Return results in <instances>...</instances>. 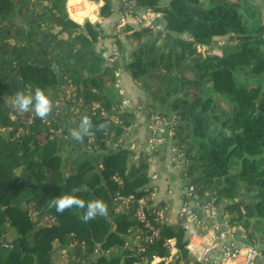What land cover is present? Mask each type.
Returning <instances> with one entry per match:
<instances>
[{"label":"trees","instance_id":"obj_1","mask_svg":"<svg viewBox=\"0 0 264 264\" xmlns=\"http://www.w3.org/2000/svg\"><path fill=\"white\" fill-rule=\"evenodd\" d=\"M66 2L0 0V243L16 242L0 247V264H55L62 250L66 264H151L171 256L170 239L177 253L168 264H201L186 248L184 215L171 223V204L153 199L149 171L158 152L141 149L135 159L127 148L137 110L121 109L113 55L97 49L106 36L70 20ZM111 7L104 0L100 16ZM120 11L160 14L150 25L116 30L114 46L158 116H176L172 146L187 186L199 203L213 196L212 205L243 229L245 245H264V0H120ZM222 40L221 55L198 48ZM37 87L53 104L43 119L13 106L17 93L34 95ZM85 116L92 127L76 140L71 132ZM117 194L135 202L124 207ZM63 195L85 208L57 213L48 202ZM94 200L107 214L85 221ZM147 223L158 230L151 241Z\"/></svg>","mask_w":264,"mask_h":264},{"label":"built area","instance_id":"obj_2","mask_svg":"<svg viewBox=\"0 0 264 264\" xmlns=\"http://www.w3.org/2000/svg\"><path fill=\"white\" fill-rule=\"evenodd\" d=\"M120 2V0H119ZM104 5V0H67L66 2V10L67 14L70 20H72L74 23L78 25H83L86 22H92L93 17H96L100 14V9ZM150 12L145 11L139 13L137 16H132L130 14L126 15H121L118 21V25L116 26L117 28L123 27L127 19L129 17L134 18L138 25L142 26L143 21H142V16H149ZM151 24V23H150ZM149 24V25H150ZM200 51H208L209 53L212 52L213 48L206 47V46H199L198 47ZM213 54V53H212ZM114 55V61L117 62L118 66L115 71V78H116V87L119 91V93H122V90L120 89L119 85L117 84L118 78L120 74L124 71L122 67V63L120 61V57L116 51V48L114 49L113 52ZM122 96V94H121ZM123 97V96H122ZM130 105V102L123 97L121 109L124 110ZM100 110V115L103 117H106V113L104 110L99 108V105L94 104L93 105V110ZM31 122V120H30ZM178 125V120L175 115H172L169 119H161L160 117H157L155 120V128L153 130V135L149 138L148 140V150H154L158 146H161L163 144H168L170 154H171V162L174 164V166L178 168L183 169L182 165V160L180 156H177L179 153L175 147L172 146V139L174 135V130L175 127ZM167 131L168 134V140L162 137V134ZM158 134V137H156ZM118 145H115V147ZM129 150L133 151L135 153V159L141 151V149L137 150L136 146L134 144L129 145L127 147ZM144 149V148H143ZM113 179L121 183L122 181L120 180L119 177H113ZM152 181H157L158 177L156 175H151ZM185 182L187 181V178L185 177L184 170H183V178ZM208 200L207 206L209 210L210 216H218L221 214V220L211 226L209 228L208 236H203L204 234H199L198 231L190 233L188 236V242L186 245L187 250L190 252V254L196 259L198 263L201 264H219L220 261H229L232 258H235L238 253H239V247L244 246V241H245V236L242 234L243 229L235 224H231L229 222L230 216L227 213H221L216 207L212 205L214 202V198L211 195H207ZM198 198L197 196L193 193V187L192 186H187L185 188V202L183 203V207L180 211L179 214L184 215L186 221L185 223H188L189 225L195 223L197 226L200 228L206 229L207 226L206 224L200 222L199 220L196 219V215L191 209V204H193L194 201H196L197 205H199V202L197 201ZM115 201L119 202L122 206L127 207L130 203L135 202V198L132 195L124 196L117 194L115 197ZM137 208H136V214L137 217L140 220L145 219V209L143 208V200H139L137 203ZM157 220H160L163 218V212L160 211L158 212L157 215ZM146 227H148L149 232L151 233L149 236L146 237L147 240L151 241L154 238L158 236V230L155 229L153 226H151L149 223L146 224ZM241 232V235H239V238H241L242 241H240L242 244L241 246L238 245L237 241L235 240V237L237 236L238 232ZM206 232V230H205ZM244 233V232H243ZM208 238L211 240V244L207 247H203L202 249L199 250V241L200 239L203 238ZM167 246L170 248L171 251V256L166 257V258H159V257H153L151 264L156 259H161L160 262H164L166 264L170 263L172 260V256L177 253V249L175 247V240L170 239L167 241ZM73 245H76V243H73L70 245L72 247ZM214 246H219L220 247V253L218 255H215L211 252V250L214 248ZM101 253V250L96 249L92 255L93 257H98L99 254ZM245 261L243 264H264V256L261 255V253L255 249L254 247H249L246 249V255H245ZM139 264V263H136ZM193 264V263H190Z\"/></svg>","mask_w":264,"mask_h":264},{"label":"crops","instance_id":"obj_3","mask_svg":"<svg viewBox=\"0 0 264 264\" xmlns=\"http://www.w3.org/2000/svg\"><path fill=\"white\" fill-rule=\"evenodd\" d=\"M100 6H102V4ZM121 15L123 14L120 11L119 0H112L111 15L109 17L105 18L100 16L99 14L92 19L91 23L93 24V26L102 31L106 36L104 39L100 40L97 46V49L103 50L106 53L103 54L104 56H108L114 52V36H117L116 30L122 31L125 28L136 30L140 27V25H138L137 21L134 18L129 17L123 27L117 28L116 26L118 25V21ZM159 17V13L152 12H150L149 16H142V26L149 25ZM118 37L123 42H125L123 35H119ZM213 48H215V46ZM219 52L216 54L219 55ZM117 64V62L111 60L108 66L111 69H115L118 66ZM117 84L122 90V96L130 102V105L126 109L134 108L137 110L136 125L129 131L126 142L135 141L137 150L143 148L148 150V140L153 135L152 132L155 128V120L157 117H159L157 109H155L156 107L152 105L146 94L140 88H138L135 82L125 71L120 74ZM156 137H158V134ZM162 137L168 140V134L166 130L162 134ZM154 152L158 153L152 157L149 171L151 175H156L158 177L157 181H152L153 185L155 186L153 199L156 202L168 201L171 204L172 209L170 212V222L174 223L176 222L178 215L183 207V203L185 202V188L187 187V183L182 179L183 169L174 166V164L171 162V154L167 143L155 148ZM196 203L197 202L194 201L193 204H191V209L195 213L196 219L206 224L207 228H200V230L204 231L203 236H208V234L210 233L208 232L209 228H211L213 224L221 220V214H219L218 216H210L207 205L204 206L201 202L199 203V205H197ZM198 230L199 226H197L195 223L189 225V228L187 230L188 236L190 235V233ZM235 240L237 241L238 245L241 246L240 244L242 243L240 241L242 240L241 238H239L238 233L235 237ZM197 242L199 243V250L211 244V240L206 237L200 239ZM243 245L244 246L239 247V253L235 258H232L227 262L220 261L219 264H243L245 261L244 258L246 255V249L251 247L249 245ZM257 248L259 250L264 249V245H258L255 249ZM220 251L221 250L219 246H214V248L211 250V252L215 255H218ZM65 254L66 250H62L57 255V258H64ZM160 261L161 259H156L153 264H159Z\"/></svg>","mask_w":264,"mask_h":264},{"label":"clouds","instance_id":"obj_4","mask_svg":"<svg viewBox=\"0 0 264 264\" xmlns=\"http://www.w3.org/2000/svg\"><path fill=\"white\" fill-rule=\"evenodd\" d=\"M13 106L21 112H28L30 108H34L35 117L46 118L52 111L53 104L51 98L45 92L37 87L34 95H26L19 92L15 95ZM92 127L90 119L85 116L79 126V129L73 130L71 135L76 140H81L83 136L89 133ZM102 127V125L100 126ZM49 207H54L57 213H63L66 209L76 207L79 209L85 208V201L73 195H63L49 200ZM108 207L102 200H94L87 202L86 211L83 214V219L89 221L97 215L104 216L107 214Z\"/></svg>","mask_w":264,"mask_h":264},{"label":"rangeland","instance_id":"obj_5","mask_svg":"<svg viewBox=\"0 0 264 264\" xmlns=\"http://www.w3.org/2000/svg\"><path fill=\"white\" fill-rule=\"evenodd\" d=\"M218 42L219 43L215 45V48H213V50L211 52V53H213L215 55H217L216 53H218L220 51V46L223 43V40L222 41H218ZM112 55H113V53H112ZM219 55H221V52H219ZM105 56H107V55H105ZM111 60L114 61V55H113V57H112ZM4 132L5 131L2 130V133H4ZM132 144L136 145V143H132ZM132 144H130V145H132ZM65 256H66V254L64 255V258H61V259H58L57 256H54V262H55V264H66V262H65L66 257Z\"/></svg>","mask_w":264,"mask_h":264},{"label":"water","instance_id":"obj_6","mask_svg":"<svg viewBox=\"0 0 264 264\" xmlns=\"http://www.w3.org/2000/svg\"><path fill=\"white\" fill-rule=\"evenodd\" d=\"M208 200L207 199H202L201 203L205 206L207 204ZM185 228L188 230L189 224L185 223ZM239 235H241V232H238ZM15 241L8 243L5 239L0 243V247H6V248H14L15 247Z\"/></svg>","mask_w":264,"mask_h":264}]
</instances>
